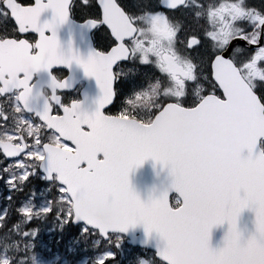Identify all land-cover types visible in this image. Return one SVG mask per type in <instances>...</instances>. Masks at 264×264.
I'll use <instances>...</instances> for the list:
<instances>
[{"label":"snow or ice","instance_id":"obj_1","mask_svg":"<svg viewBox=\"0 0 264 264\" xmlns=\"http://www.w3.org/2000/svg\"><path fill=\"white\" fill-rule=\"evenodd\" d=\"M73 17L104 50L62 49ZM73 63L91 112L64 101ZM262 140L264 0H0V264H117L138 225L139 264H264ZM148 159L172 180L145 202L129 175Z\"/></svg>","mask_w":264,"mask_h":264},{"label":"water","instance_id":"obj_2","mask_svg":"<svg viewBox=\"0 0 264 264\" xmlns=\"http://www.w3.org/2000/svg\"><path fill=\"white\" fill-rule=\"evenodd\" d=\"M46 19L50 18V14H46ZM45 16L43 19H45ZM68 30L71 29V23H66L64 25ZM71 26V27H70ZM58 39L60 40L62 49L65 50V44L68 41L73 40V34L70 31H65L62 29V26L58 29ZM130 184L133 190L139 195L142 201H148L150 197L159 196L161 192H163L166 188H168V184L171 183V177L169 176V169L164 167L163 165L153 161L152 159H148L145 163L134 169L130 175ZM255 214L251 209H245L238 220V227L242 233V236L247 235L245 239H247L255 230V224L253 223H245L241 224L240 221L244 220V217H248ZM227 222L223 224H217L212 229H210L209 239L210 238H220L222 239L220 232L222 229L227 226ZM131 241L129 243L133 245H138L140 247H145L148 249H152V247L145 246L144 242L147 239L145 236V232L142 225H138L134 229H130L127 234ZM158 241V237L156 234H153L151 244H155ZM153 250V249H152Z\"/></svg>","mask_w":264,"mask_h":264},{"label":"rangeland","instance_id":"obj_3","mask_svg":"<svg viewBox=\"0 0 264 264\" xmlns=\"http://www.w3.org/2000/svg\"><path fill=\"white\" fill-rule=\"evenodd\" d=\"M252 2L258 3L259 0H252ZM0 202H2V197H0ZM46 238H48L47 237V233H46ZM124 242H123V244L121 246V248L124 251L118 253L117 264H128V261H127L126 257H127V253L129 251H131V250H135V257H133V259L135 260V264H139V261L141 259H147L148 256L151 254V253H149L147 251H144V250L131 248V247L127 246L126 243H124ZM57 264H59V258H57Z\"/></svg>","mask_w":264,"mask_h":264},{"label":"flooded vegetation","instance_id":"obj_4","mask_svg":"<svg viewBox=\"0 0 264 264\" xmlns=\"http://www.w3.org/2000/svg\"><path fill=\"white\" fill-rule=\"evenodd\" d=\"M107 42H108V38L106 34L104 32L103 34L99 32L97 43H98V47L100 48V50H104ZM64 76L66 78L68 76V73L66 71H64ZM83 85H84L83 83H80L76 89H73L71 91H64L63 98H64L65 103H70L71 101H77L79 99V92L81 88L83 87Z\"/></svg>","mask_w":264,"mask_h":264},{"label":"bare ground","instance_id":"obj_5","mask_svg":"<svg viewBox=\"0 0 264 264\" xmlns=\"http://www.w3.org/2000/svg\"><path fill=\"white\" fill-rule=\"evenodd\" d=\"M79 67V66H78Z\"/></svg>","mask_w":264,"mask_h":264}]
</instances>
